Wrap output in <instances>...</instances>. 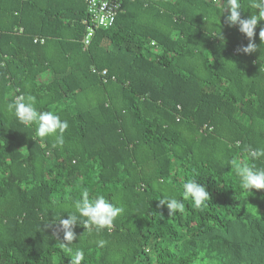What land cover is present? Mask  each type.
I'll use <instances>...</instances> for the list:
<instances>
[{
	"label": "trees",
	"instance_id": "obj_1",
	"mask_svg": "<svg viewBox=\"0 0 264 264\" xmlns=\"http://www.w3.org/2000/svg\"><path fill=\"white\" fill-rule=\"evenodd\" d=\"M215 1L123 0L83 47L84 0H0V264H70L76 249L81 264H264V190L236 174L264 168L248 152L264 147V21L258 50L238 53L249 40ZM28 95L68 121L62 146L7 111ZM191 179L205 206L183 199ZM84 190L123 211L104 230L77 224L69 252L56 221Z\"/></svg>",
	"mask_w": 264,
	"mask_h": 264
},
{
	"label": "clouds",
	"instance_id": "obj_2",
	"mask_svg": "<svg viewBox=\"0 0 264 264\" xmlns=\"http://www.w3.org/2000/svg\"><path fill=\"white\" fill-rule=\"evenodd\" d=\"M252 8L259 10L258 15L252 14L247 18L241 16V2L240 0H225L223 15L225 11V22L229 27L238 26L239 31L246 36L249 43L246 46H241L237 49L238 53L250 55L255 53L258 48L253 37L255 30L261 21H264V0H252L250 5ZM259 37L264 42V28L259 32ZM264 52V45L259 49ZM36 97L18 96L16 101L6 105L7 111L13 113L15 117L24 125H36V136L45 138L54 136L55 142L53 147L62 146L64 144V133L69 128L67 120H62L57 114L51 111H38L35 107ZM250 157L255 160H264V147L257 149H248ZM236 174L240 179L242 188L248 192L252 189L264 190V168H258L255 164L239 163L236 165ZM183 199H191L196 207L205 206L210 199V194L206 187L197 183L196 179H191L184 184ZM160 206H166L170 215L177 212H182L184 203L173 197L162 198L159 200ZM75 212L64 215L56 221L57 228L63 232V239L67 242L61 243L63 248L72 252V241L75 240L76 234L74 227L79 224L87 230L95 228L96 230H104L113 225L114 220L121 214L123 209L118 207L103 196L95 199L89 198V192L84 190L81 200L74 205ZM78 214V215H77ZM48 226V225H46ZM107 241L99 240L97 245L104 247ZM85 259V252L83 249H76L74 251V258L70 264H81Z\"/></svg>",
	"mask_w": 264,
	"mask_h": 264
},
{
	"label": "built area",
	"instance_id": "obj_3",
	"mask_svg": "<svg viewBox=\"0 0 264 264\" xmlns=\"http://www.w3.org/2000/svg\"><path fill=\"white\" fill-rule=\"evenodd\" d=\"M213 1L216 2L215 0ZM84 2L86 9V20L84 22L86 24V32L81 39V44L83 47H87L95 30H106L113 27L117 15L122 10L123 0H84ZM18 32L20 33L21 29ZM42 42L43 39H33V43L41 44ZM105 75L106 72L102 71L101 76L104 77Z\"/></svg>",
	"mask_w": 264,
	"mask_h": 264
}]
</instances>
